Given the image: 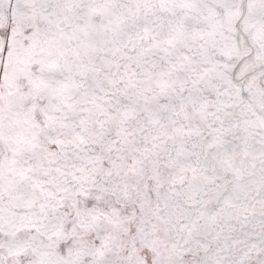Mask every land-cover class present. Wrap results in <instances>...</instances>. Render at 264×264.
<instances>
[{"label":"snow or ice","instance_id":"1","mask_svg":"<svg viewBox=\"0 0 264 264\" xmlns=\"http://www.w3.org/2000/svg\"><path fill=\"white\" fill-rule=\"evenodd\" d=\"M0 264H264V0H0Z\"/></svg>","mask_w":264,"mask_h":264}]
</instances>
